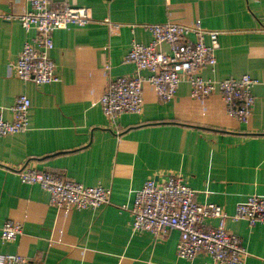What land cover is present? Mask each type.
<instances>
[{"label":"crops","instance_id":"0c3cea01","mask_svg":"<svg viewBox=\"0 0 264 264\" xmlns=\"http://www.w3.org/2000/svg\"><path fill=\"white\" fill-rule=\"evenodd\" d=\"M68 1L89 8L92 20L53 33L49 55L60 81L36 84L14 70L35 34L17 18L27 0H0V111L10 120L17 97L31 99L28 129L0 135V253H21L29 264H224L204 253L191 261L179 257L178 230L164 238L133 232L131 208L146 180L174 175L196 191L197 202L218 204L229 215L248 195H264V0ZM168 21L220 32L217 63L202 76L253 77L249 121L231 116L219 95L193 98L187 82L165 103L146 82L141 114H124L116 123L104 115L100 98L108 81L136 73L135 64L125 62L132 41L148 44L147 25ZM25 165L110 188V202L97 209H57L48 191L21 181L18 171ZM8 219L20 222L23 232L4 242ZM206 225L215 227L218 220ZM226 228L246 247L244 264H264V224L228 219Z\"/></svg>","mask_w":264,"mask_h":264},{"label":"built area","instance_id":"2783aa9c","mask_svg":"<svg viewBox=\"0 0 264 264\" xmlns=\"http://www.w3.org/2000/svg\"><path fill=\"white\" fill-rule=\"evenodd\" d=\"M54 1L27 0V9L17 17L27 33H35L25 42L14 63L15 74L23 81L59 82L56 63L49 55L54 47L53 33L73 24L86 25L92 20L89 8L74 6L68 0L55 4ZM110 26L112 30L119 27ZM147 29L152 33V40L144 44L134 39L125 57V62L135 64L136 73L110 79L100 98L103 113L112 123L124 114L143 112L146 82L154 86L157 99L162 103L171 101L180 85L187 82L193 98L219 95L231 116L240 122L249 121L255 104L252 89L257 81L253 77L245 74L215 80L202 76L205 67L214 68L217 63L219 31L207 30L200 23L188 25L174 21L150 24ZM164 44L169 45V51L163 50ZM142 71H149L151 75L144 77ZM30 108L31 99L20 95L11 107L12 119H5L0 111V135L27 130ZM18 175L23 183L37 184L48 191L50 203L60 210L97 209L109 203L112 194L110 188L87 186L67 178L60 171L38 170L25 165ZM195 195L196 191L181 175L165 181L146 180L142 188L135 191L131 208L133 232H149L155 238H164L175 229L180 232L179 257L191 261L204 253L216 262L244 264L248 256L246 247L238 235L227 230L226 222L228 219L245 220L251 227L264 224V195H248L238 203L232 215L218 204L197 202ZM210 218H216L218 225L208 227L206 221ZM22 232L20 222L8 219L1 229V238L10 242ZM0 264H29V259L21 253H0Z\"/></svg>","mask_w":264,"mask_h":264}]
</instances>
